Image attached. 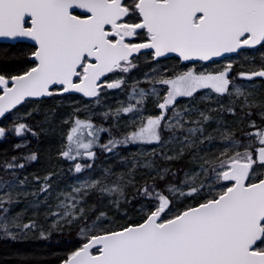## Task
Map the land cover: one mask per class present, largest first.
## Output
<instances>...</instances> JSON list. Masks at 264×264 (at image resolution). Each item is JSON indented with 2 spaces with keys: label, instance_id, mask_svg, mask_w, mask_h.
I'll list each match as a JSON object with an SVG mask.
<instances>
[{
  "label": "snow or ice",
  "instance_id": "6c2138e0",
  "mask_svg": "<svg viewBox=\"0 0 264 264\" xmlns=\"http://www.w3.org/2000/svg\"><path fill=\"white\" fill-rule=\"evenodd\" d=\"M0 141V244L264 264V0H0Z\"/></svg>",
  "mask_w": 264,
  "mask_h": 264
},
{
  "label": "trees",
  "instance_id": "16d2710c",
  "mask_svg": "<svg viewBox=\"0 0 264 264\" xmlns=\"http://www.w3.org/2000/svg\"><path fill=\"white\" fill-rule=\"evenodd\" d=\"M56 141H58V136L56 140H49L46 138L43 143L39 145L41 147V161L39 163H34L26 170L30 176L32 173H40L44 168L48 167V152L50 149L52 151L55 150ZM13 142H16V138H13ZM9 147L10 145L7 142L0 143V155H2L4 149H8ZM32 147H37L35 140H33ZM15 249H27L38 253L44 258V264H58V256L63 253V246L58 244L55 240L51 242L30 240L20 243H9L7 245L0 244V264H3L4 258L10 255Z\"/></svg>",
  "mask_w": 264,
  "mask_h": 264
},
{
  "label": "flooded vegetation",
  "instance_id": "af4514ba",
  "mask_svg": "<svg viewBox=\"0 0 264 264\" xmlns=\"http://www.w3.org/2000/svg\"><path fill=\"white\" fill-rule=\"evenodd\" d=\"M3 141H0V143H2Z\"/></svg>",
  "mask_w": 264,
  "mask_h": 264
}]
</instances>
